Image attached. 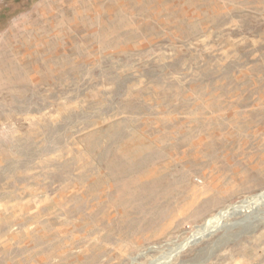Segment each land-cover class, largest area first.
I'll return each mask as SVG.
<instances>
[{
	"label": "rangeland",
	"instance_id": "rangeland-1",
	"mask_svg": "<svg viewBox=\"0 0 264 264\" xmlns=\"http://www.w3.org/2000/svg\"><path fill=\"white\" fill-rule=\"evenodd\" d=\"M262 191L264 0H0V264H264Z\"/></svg>",
	"mask_w": 264,
	"mask_h": 264
},
{
	"label": "bare ground",
	"instance_id": "bare-ground-1",
	"mask_svg": "<svg viewBox=\"0 0 264 264\" xmlns=\"http://www.w3.org/2000/svg\"><path fill=\"white\" fill-rule=\"evenodd\" d=\"M260 204H264V191H262L259 194L256 195H252L244 200H242L240 203L238 204H234L231 205L225 209H221V211H219L216 215L207 218V220L204 222V224H202L201 226H197L198 229L195 232V234L193 235L194 237L197 235H203L205 234V232L207 231H212V229L214 227H217L219 224L223 223L224 220L236 213L241 214V212L243 211H247L249 209H255L257 207L260 206ZM263 208V206H261ZM259 209V208H258ZM264 211V210H262ZM117 213V212H116ZM115 213V214H116ZM125 214H128V212H123ZM112 214V213H110ZM120 215V214H119ZM114 217V216H113ZM121 217V216H120ZM126 220V219H125ZM124 220V221H125ZM120 223V222H119ZM126 223V222H125ZM124 224V223H123ZM188 243H190V240H186V242L182 243L179 245L178 249L183 248L184 246H186ZM175 249V248H174ZM177 249V248H176ZM173 252V250H172ZM41 253V252H40ZM49 254V253H48ZM51 254V253H50ZM173 254V253H170ZM49 259V258H48ZM41 264V263H40ZM151 264H157V262L151 263Z\"/></svg>",
	"mask_w": 264,
	"mask_h": 264
}]
</instances>
